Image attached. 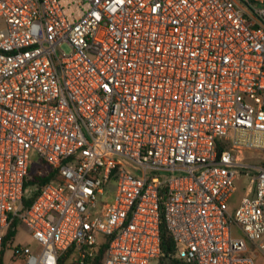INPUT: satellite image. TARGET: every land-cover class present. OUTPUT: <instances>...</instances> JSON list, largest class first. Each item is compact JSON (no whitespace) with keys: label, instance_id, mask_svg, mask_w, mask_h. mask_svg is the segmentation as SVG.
<instances>
[{"label":"built area","instance_id":"obj_1","mask_svg":"<svg viewBox=\"0 0 264 264\" xmlns=\"http://www.w3.org/2000/svg\"><path fill=\"white\" fill-rule=\"evenodd\" d=\"M0 20L3 259L158 264L163 223L184 264L264 257V0H0ZM33 154L56 179L25 209ZM15 222L34 246L5 245Z\"/></svg>","mask_w":264,"mask_h":264},{"label":"trees","instance_id":"obj_2","mask_svg":"<svg viewBox=\"0 0 264 264\" xmlns=\"http://www.w3.org/2000/svg\"><path fill=\"white\" fill-rule=\"evenodd\" d=\"M43 173L40 174H32L31 170H29L30 173V179L25 184V191L22 198V205L26 209L28 208L32 202L35 200L37 195L40 192V189L43 185L48 183L51 180L56 179V170L55 169H48L47 165L44 161L40 160ZM30 192L29 194H27ZM17 222H15L7 232L5 245L8 241H11L17 233ZM161 237H162V252L163 255L159 259L158 264H184L183 261L177 259L174 257L175 251H176V244L174 241V238L170 231L167 229L166 225L163 223L161 225ZM5 251L1 253L0 256V264H4L3 257H4ZM102 254V252H101ZM101 256H99V259Z\"/></svg>","mask_w":264,"mask_h":264},{"label":"rangeland","instance_id":"obj_3","mask_svg":"<svg viewBox=\"0 0 264 264\" xmlns=\"http://www.w3.org/2000/svg\"><path fill=\"white\" fill-rule=\"evenodd\" d=\"M2 27V20H0V28ZM65 50H68L67 46H64ZM243 159L245 162L251 165H257L260 164L262 160V154L258 152H250V151H244L243 153ZM30 170L32 174H40L43 173V169L40 163V159L36 154H33L31 157V164H30ZM249 178H240L236 181V193L233 197L232 204L230 206V210H233V208L237 205L240 198L244 195V189L248 185ZM114 192V190H113ZM28 192L27 194H29ZM14 244L18 245H25L30 244L31 246H34V243L32 242V239L28 235V232L24 226H20L19 231L16 235V239ZM256 264H264V257L260 256L255 259ZM4 264H24L20 261H15L10 259V254H7L3 260Z\"/></svg>","mask_w":264,"mask_h":264}]
</instances>
